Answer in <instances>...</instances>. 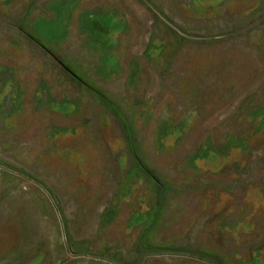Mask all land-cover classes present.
Wrapping results in <instances>:
<instances>
[{
    "label": "rangeland",
    "instance_id": "374dc122",
    "mask_svg": "<svg viewBox=\"0 0 264 264\" xmlns=\"http://www.w3.org/2000/svg\"><path fill=\"white\" fill-rule=\"evenodd\" d=\"M0 264H264V0H0Z\"/></svg>",
    "mask_w": 264,
    "mask_h": 264
},
{
    "label": "trees",
    "instance_id": "16d2710c",
    "mask_svg": "<svg viewBox=\"0 0 264 264\" xmlns=\"http://www.w3.org/2000/svg\"><path fill=\"white\" fill-rule=\"evenodd\" d=\"M142 170H145L143 167H141Z\"/></svg>",
    "mask_w": 264,
    "mask_h": 264
}]
</instances>
